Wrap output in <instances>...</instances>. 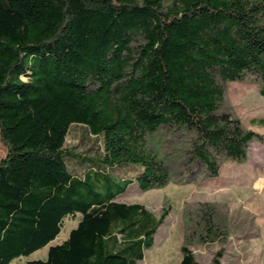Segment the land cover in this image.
I'll return each instance as SVG.
<instances>
[{"label":"trees","instance_id":"16d2710c","mask_svg":"<svg viewBox=\"0 0 264 264\" xmlns=\"http://www.w3.org/2000/svg\"><path fill=\"white\" fill-rule=\"evenodd\" d=\"M247 78L264 95V0H0V264L44 249L78 215L27 264L143 260L168 209L156 218L117 201L243 162L261 137L224 87ZM72 125L100 141L97 155L64 149ZM183 219L178 264H197L188 245L224 219L208 204Z\"/></svg>","mask_w":264,"mask_h":264},{"label":"rangeland","instance_id":"374dc122","mask_svg":"<svg viewBox=\"0 0 264 264\" xmlns=\"http://www.w3.org/2000/svg\"><path fill=\"white\" fill-rule=\"evenodd\" d=\"M224 103L241 126L259 135L261 140L248 145L243 162H222L215 179L197 178L193 172L192 182H170L162 189L146 193L131 186L117 202L142 205L156 218L162 208L168 209L152 248L136 264H178L185 235L183 217L186 213L191 215L200 204L215 206L225 225L214 232L213 240L209 238L211 241L203 244L192 240L188 245L197 264H212L213 260L217 264H264V127L258 124L264 121V95L259 94L258 84L247 78L241 83L225 84ZM100 148V141L96 142L83 126L70 127L65 150L95 156ZM4 155L5 149L0 142V158ZM182 171L175 170L177 174ZM133 175L130 170L128 177ZM174 179L177 180V176ZM79 219V215L66 218L60 234L47 247L10 264L46 260L48 247L63 243Z\"/></svg>","mask_w":264,"mask_h":264},{"label":"crops","instance_id":"0c3cea01","mask_svg":"<svg viewBox=\"0 0 264 264\" xmlns=\"http://www.w3.org/2000/svg\"><path fill=\"white\" fill-rule=\"evenodd\" d=\"M47 256V255H46Z\"/></svg>","mask_w":264,"mask_h":264}]
</instances>
